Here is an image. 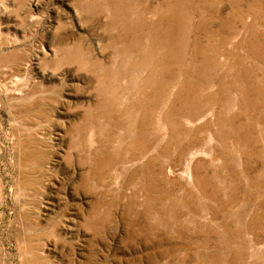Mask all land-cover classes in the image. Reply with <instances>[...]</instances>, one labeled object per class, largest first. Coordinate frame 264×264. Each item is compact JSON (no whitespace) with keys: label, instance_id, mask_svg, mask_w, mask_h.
Returning a JSON list of instances; mask_svg holds the SVG:
<instances>
[{"label":"rangeland","instance_id":"374dc122","mask_svg":"<svg viewBox=\"0 0 264 264\" xmlns=\"http://www.w3.org/2000/svg\"><path fill=\"white\" fill-rule=\"evenodd\" d=\"M0 264H264V0H0Z\"/></svg>","mask_w":264,"mask_h":264},{"label":"bare ground","instance_id":"6f19581e","mask_svg":"<svg viewBox=\"0 0 264 264\" xmlns=\"http://www.w3.org/2000/svg\"><path fill=\"white\" fill-rule=\"evenodd\" d=\"M193 170V169H192ZM170 172V171H169ZM192 181V180H191Z\"/></svg>","mask_w":264,"mask_h":264}]
</instances>
